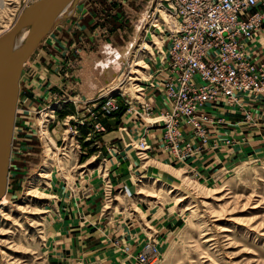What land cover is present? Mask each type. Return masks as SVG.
I'll use <instances>...</instances> for the list:
<instances>
[{
	"label": "rangeland",
	"instance_id": "374dc122",
	"mask_svg": "<svg viewBox=\"0 0 264 264\" xmlns=\"http://www.w3.org/2000/svg\"><path fill=\"white\" fill-rule=\"evenodd\" d=\"M31 1L2 0L0 34ZM85 2L91 9L81 27L76 7ZM158 2L168 22L167 2ZM150 3L76 0L74 13L55 20L24 63L0 204V264H264V155L233 159L235 151L225 149L243 145L245 137L219 135L227 123L209 137L217 149L177 158L162 147L160 119L137 114L143 100L149 116L169 104L156 75L162 22L146 31ZM245 108L252 119L244 123L254 126ZM227 113L243 120L241 109ZM141 138L150 144L147 152L138 149ZM126 147L132 161L129 152L121 155ZM201 159L212 166L208 177L193 165ZM47 160L53 167L42 178ZM151 168L174 182L148 175ZM128 174L131 186H120ZM88 200L97 203L91 212L81 210ZM68 209L76 226L92 234L61 256L51 245Z\"/></svg>",
	"mask_w": 264,
	"mask_h": 264
},
{
	"label": "built area",
	"instance_id": "2783aa9c",
	"mask_svg": "<svg viewBox=\"0 0 264 264\" xmlns=\"http://www.w3.org/2000/svg\"><path fill=\"white\" fill-rule=\"evenodd\" d=\"M163 2L170 20L161 36L162 65L156 75L162 77L169 104L149 116L143 100L142 114H137L160 119L162 147L181 158L219 147L209 137L216 126L227 125L223 113L241 109L243 121L251 122L244 102L264 97V59L247 58L244 40L264 23V0ZM139 141L138 149L147 152L150 144ZM223 143L230 145L228 139Z\"/></svg>",
	"mask_w": 264,
	"mask_h": 264
},
{
	"label": "crops",
	"instance_id": "0c3cea01",
	"mask_svg": "<svg viewBox=\"0 0 264 264\" xmlns=\"http://www.w3.org/2000/svg\"><path fill=\"white\" fill-rule=\"evenodd\" d=\"M76 8L78 10L80 19L83 23L81 27H84L88 22V18H89L88 12L91 9V4L90 2H85L83 4H78ZM75 9L72 10L71 14L74 13ZM131 46H133V44ZM244 48L247 54L251 58L255 60L264 59V24L260 25V27L252 34L250 39L244 40ZM155 103L157 107H161V104H162L161 99L159 100L157 99ZM244 107H250L251 109L250 111L253 113V117L255 120L254 126L245 124L242 119L239 120L241 118L240 115L239 117L235 118V120H237L236 122L234 121L233 116H228V114L230 113L225 112V114L227 113L225 116L226 117L228 116L227 117L228 123L231 127L230 128L225 127V128H222L220 131H218L219 135H223V134L228 135V133L233 134L232 137H234L235 140H239L242 137H245V142L243 145H236L234 147L232 146V149L230 150L225 149V151L227 152H230L232 150L235 151L233 152V159L234 158L239 159V158H245V157L251 158L253 156L264 155V97L258 101H256V99L245 101ZM122 136L123 135H121V138L117 141H121ZM212 137H215V135H212ZM126 141H128L127 138H124L122 143H117V145L121 144L120 146H118L119 147L118 150L121 151ZM123 142H124V145L122 146ZM150 143H151V146H154V144H152L153 142H150ZM124 150H123L124 153L122 152L121 155L123 156V154L129 152L128 156H132L130 157L132 161V159L134 158L133 151L130 150L129 147H126ZM219 153H223V152H219ZM163 164H166V163H163ZM193 165L202 172L203 177H208L209 172L212 171L211 170L212 166L205 164L204 159L195 161ZM145 174H148V173H145ZM145 174L144 176H146ZM148 175L158 178L159 181L162 180L164 184L167 183V185L169 186L170 184L167 181H169L170 183L174 182V180L169 179V176L167 175L166 172H163V170H157V169L151 168L149 170ZM130 177H132V175L130 174L123 175L120 179L119 185L125 186V188H128L129 186H131ZM84 208H87L85 212H91L92 209L95 210L97 208V203L96 201L94 202V201L88 200V206L82 207L81 210H84ZM70 211L71 209H68L67 211L68 221L64 220L63 229L61 228L59 230V232L61 233V236H55L53 238L54 241L52 242V245H51L53 250L55 248L56 250L58 249V253L61 256H67L70 252L75 251L78 248H81L80 244L82 243L86 244L89 242L88 240H81V238H79L81 237V235H85L86 232H88L89 235L92 234L91 233L92 231L90 229L88 230L86 229V231H83L81 230L80 226L79 227L76 226V225H79V221L77 222L75 212L73 211L70 212ZM92 239L95 240V238H92ZM92 247L99 248L100 245L99 243H93Z\"/></svg>",
	"mask_w": 264,
	"mask_h": 264
},
{
	"label": "water",
	"instance_id": "95a60500",
	"mask_svg": "<svg viewBox=\"0 0 264 264\" xmlns=\"http://www.w3.org/2000/svg\"><path fill=\"white\" fill-rule=\"evenodd\" d=\"M76 0H33L0 34V199L5 192L18 79L23 64L51 27L57 13ZM24 27L28 31L22 44L10 50L13 36Z\"/></svg>",
	"mask_w": 264,
	"mask_h": 264
},
{
	"label": "bare ground",
	"instance_id": "6f19581e",
	"mask_svg": "<svg viewBox=\"0 0 264 264\" xmlns=\"http://www.w3.org/2000/svg\"><path fill=\"white\" fill-rule=\"evenodd\" d=\"M153 1V3H155V7H154V9H153V11H151V13L149 14V18H150V20L148 21L149 22V25H147L148 27H147V29H146V31L149 29V28H151L152 29V27H154V29H159L160 28V22H162V24H161V26H163V29H161L160 31H161V36H164V33H165V31H166V29H164L165 27H166V18L164 19V14H162L161 13V9L160 8H158L160 5V3L156 0H150V2H152ZM152 3H150V5H151ZM0 5H2V0H0ZM166 6V5H165ZM72 7H75V3L74 4H71V3H69L68 5H66L63 9H61L58 13H57V15L55 16V18H54V21L55 20H57V19H61L62 18V16H64L65 14H70L69 13V11L71 12V9H72ZM67 8H69L67 11H66V9ZM71 8V9H70ZM64 11H66V12H64ZM64 12V13H63ZM163 12V11H162ZM67 16V15H66ZM166 16V15H165ZM164 22V23H163ZM56 24V23H55ZM262 24H264V23H262ZM261 25V24H260ZM150 26H152V27H150ZM27 31H28V27H24V28H22L21 30H19V32L18 33H16L14 36H13V38H12V40H11V43H10V50L11 51H14V50H16L21 44H22V42H23V39H24V37H25V35H26V33H27ZM252 36V35H251ZM146 38V37H145ZM251 38V37H250ZM250 38H247V39H250ZM147 40V39H146ZM149 40V39H148ZM244 53H245V56L247 57V58H251L248 54H247V52H246V50H245V48H244ZM251 60H253V58H251ZM255 60V59H254ZM253 60V61H254ZM26 62V61H25ZM24 65V64H23ZM135 65H138V63H136ZM22 68H23V66H22ZM22 70V69H21ZM131 74H132V72H131ZM20 77V76H19ZM131 78L133 79V80H137L135 77H132L131 76ZM19 80V79H18ZM122 93H120V96L123 98V99H125V100H128V98H129V92L127 91V90H122L121 91ZM16 105H17V98H16V104H15V108H16ZM48 114V113H47ZM157 128H159V127H157ZM162 130V129H161ZM145 147V146H144ZM53 167V164H52V162L50 161V160H47V163L45 164V166H44V170H42V174L41 175H39L40 177H42V178H48L49 176H50V170H51V168ZM164 183V182H163ZM5 193H6V187H5V192H4V194L2 195V197H1V199H0V204L4 201V197H5Z\"/></svg>",
	"mask_w": 264,
	"mask_h": 264
}]
</instances>
